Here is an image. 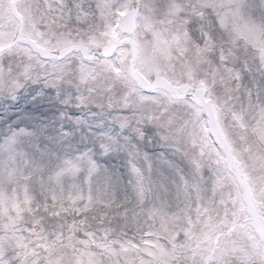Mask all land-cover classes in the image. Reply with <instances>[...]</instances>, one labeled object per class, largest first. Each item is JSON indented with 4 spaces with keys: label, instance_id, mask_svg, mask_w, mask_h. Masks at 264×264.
<instances>
[{
    "label": "snow or ice",
    "instance_id": "6c2138e0",
    "mask_svg": "<svg viewBox=\"0 0 264 264\" xmlns=\"http://www.w3.org/2000/svg\"><path fill=\"white\" fill-rule=\"evenodd\" d=\"M0 264H264V0H0Z\"/></svg>",
    "mask_w": 264,
    "mask_h": 264
}]
</instances>
